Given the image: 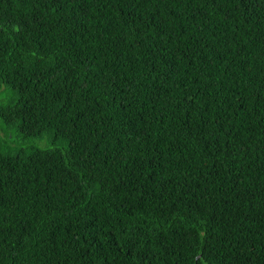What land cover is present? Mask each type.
Segmentation results:
<instances>
[{"label":"trees","instance_id":"1","mask_svg":"<svg viewBox=\"0 0 264 264\" xmlns=\"http://www.w3.org/2000/svg\"><path fill=\"white\" fill-rule=\"evenodd\" d=\"M0 264H264V0H0Z\"/></svg>","mask_w":264,"mask_h":264},{"label":"rangeland","instance_id":"2","mask_svg":"<svg viewBox=\"0 0 264 264\" xmlns=\"http://www.w3.org/2000/svg\"><path fill=\"white\" fill-rule=\"evenodd\" d=\"M13 92L8 86H3L0 91V106L7 104ZM49 135L37 136V137H24L22 133L17 129L16 126H7L0 117V145L2 151L26 149L27 147H40L46 148L51 145L65 146L64 141H59L56 144H52Z\"/></svg>","mask_w":264,"mask_h":264}]
</instances>
